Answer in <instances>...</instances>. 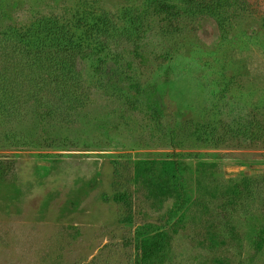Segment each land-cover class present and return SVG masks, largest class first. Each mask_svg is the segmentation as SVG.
I'll use <instances>...</instances> for the list:
<instances>
[{
  "label": "rangeland",
  "instance_id": "374dc122",
  "mask_svg": "<svg viewBox=\"0 0 264 264\" xmlns=\"http://www.w3.org/2000/svg\"><path fill=\"white\" fill-rule=\"evenodd\" d=\"M151 1L181 17L170 29L148 20L145 60L120 42L100 77L80 62L91 100L70 123L33 108L0 122V264H264V145L215 147L191 132L264 110V0L222 17L187 0H0V40L40 16L94 4L120 18ZM135 81L156 83L173 147L124 102Z\"/></svg>",
  "mask_w": 264,
  "mask_h": 264
},
{
  "label": "trees",
  "instance_id": "16d2710c",
  "mask_svg": "<svg viewBox=\"0 0 264 264\" xmlns=\"http://www.w3.org/2000/svg\"><path fill=\"white\" fill-rule=\"evenodd\" d=\"M187 3L219 17L248 5L246 0H187ZM153 16L160 17L165 29L172 28L181 17L173 6L162 2H148L144 9H126L120 18L90 4L67 19L46 15L37 17L24 29L6 28L0 40V122L18 118L33 108L41 122L70 123L73 114L91 100V85L79 71V63L89 62L95 78L100 77L110 49L120 42L132 43L135 56L145 60L138 41ZM113 57L119 66L126 65L125 57ZM127 66L128 70L135 69L131 62ZM120 71L127 76L125 68ZM132 88L135 95L123 96L127 107L149 119L143 129L150 138L164 139L173 147L176 124H167L163 106L151 98L158 92L156 83L142 85L135 81ZM191 132L196 141L215 147L232 143L264 145V110L238 108L232 118H222L215 124L198 123ZM10 139L17 137L10 135Z\"/></svg>",
  "mask_w": 264,
  "mask_h": 264
}]
</instances>
